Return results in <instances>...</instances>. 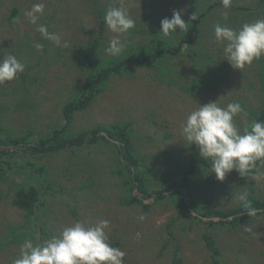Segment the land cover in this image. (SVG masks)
<instances>
[{"label": "rangeland", "instance_id": "374dc122", "mask_svg": "<svg viewBox=\"0 0 264 264\" xmlns=\"http://www.w3.org/2000/svg\"><path fill=\"white\" fill-rule=\"evenodd\" d=\"M102 1L109 4V8L127 9L135 20L133 29L145 28L151 20H158L153 24L161 27V20L171 18L173 10H182V19L187 23L190 16L195 15L198 4L207 7L213 1L220 3L203 29L207 38L190 45L205 64L225 75L215 88H198L195 93L187 89L194 58L191 52L185 51L168 60L178 75L174 81L170 79L169 85L158 78L154 68L133 66L130 75L112 78L88 109L74 115L71 124L73 134L96 125H129L141 169L150 171L152 185L159 187L165 183L162 178L172 181L174 177L168 174L181 170L173 165L180 158L187 159L191 152L189 147L200 153L198 146L186 142L181 134V125L190 112L209 102L217 101L220 107L239 102L243 111L234 117V123L243 133L249 122L248 112L262 106L264 90L260 71H264V55L243 69H235L226 60L225 44L213 36L218 24L238 31L245 23L264 19V15L248 18L236 9L249 6L255 0H231L228 8L221 0H194V8L190 0ZM34 4L44 6L37 24L45 25L50 33L60 36V46L46 40V49L36 48L37 44L42 45L43 37L36 30L37 25L30 23L25 15ZM94 7L91 0H0V59L11 53L25 65L24 72L16 79L0 84V106L7 107L1 109L0 114L3 113L2 124L8 133L21 135L33 129L46 134L61 125L62 107L76 96L84 79L80 54L99 28ZM14 8L18 13L11 19ZM126 34H119V39L127 45L125 49L145 44L149 38L147 33L134 31L131 40L126 41ZM117 36L105 25L101 60L112 56L105 49ZM28 64L35 66L34 70L27 71ZM23 101H28V105H23ZM77 151L81 159L75 168L72 165V170L69 168L71 152L42 160L50 172L56 198H48L52 201L47 202L39 222L50 230L51 236H59L76 221L96 225L108 220L109 225L104 229L108 243L125 252L124 264H170L175 243L181 264H212L215 252L222 264H264V216L252 217L249 223L234 230L227 226L207 228L203 223L186 218L175 203L154 204L147 212L138 205L123 206L120 199L127 193L115 173L121 171L116 154L103 142ZM254 170L248 180L233 170L222 181L210 170L202 171L194 180L199 185L200 204L226 211L240 203L241 193L263 197L264 176H257L264 173V161L257 163ZM66 193L71 197H65ZM12 195L8 183L0 184V238L7 235L9 226L25 225L26 235L30 237L34 226L30 229L24 221L25 214L10 204ZM170 222L175 239L162 249L161 238ZM206 237H211L210 245L206 244ZM21 245H0V264H12L21 253Z\"/></svg>", "mask_w": 264, "mask_h": 264}, {"label": "trees", "instance_id": "16d2710c", "mask_svg": "<svg viewBox=\"0 0 264 264\" xmlns=\"http://www.w3.org/2000/svg\"><path fill=\"white\" fill-rule=\"evenodd\" d=\"M91 1L95 3L94 12L99 19V28L92 42L80 54L79 63L84 72V79L78 88V92L75 93L76 96L63 105L60 114L61 125L51 129L46 134L36 133L33 129H28L24 134L13 135L5 130L1 118L3 113L0 114V184L8 183V191H13L10 204L25 214L24 221L28 223L30 229L34 226L30 231V237L26 235L28 230L26 225L9 226L7 235L0 238V245L8 246L9 243L19 245L27 239L38 244L52 237L50 230H46L45 226L39 222V217L44 215L41 214L42 211H45L47 202L51 200L48 198L54 196V184L48 167L42 160L62 152H71L69 168L72 170V165L75 168L81 159L77 149L96 146L101 142L106 143L110 151L116 154V161L121 165V171L115 172L121 179L122 186L127 193L120 199L121 205L126 207L138 205L144 212H147L154 204L175 203L177 208L186 214V218L203 223L207 228L227 226L235 230L249 223L252 217L247 216L241 203L226 211L208 209L202 203L200 204L199 185L194 183V180L199 177L202 171H208L210 165L207 160L200 157V153L194 148L189 147L191 152L187 159L176 160L173 166L181 167V170L178 169L176 172L172 171L171 175L168 174L169 177H174L173 180L168 181V179L162 178L161 181L165 183L156 187L151 183V172L141 169L140 162L135 155L133 135L129 125L120 123L96 125L76 134L71 133L74 115L88 109L95 99L104 92L112 78L130 75L133 66L145 69L154 68L158 78L169 85L170 79L172 78L174 81L178 75L168 60L178 57L185 51L186 53L191 52L194 58L193 72L190 76L186 74L188 76L187 89L195 93L198 88L202 90L215 88L225 75L216 72L210 68V65L205 64L201 56L190 48V45L206 37L203 29L208 18L213 15L220 3L212 0L213 2L207 7L198 4L195 15H191L187 22V30L181 32L180 29H177V33H172L173 36L170 35L172 37H165L160 34L161 27L154 26L158 20L149 21L150 23L145 28L131 29L126 34V41L131 40L134 31H141L149 35L147 42L136 48L125 49L118 56L101 60L99 54L105 30L103 17L109 9V4L102 0ZM190 3L194 8L195 1L190 0ZM236 9L248 18L253 15L261 17L264 15V0H255L249 6H238ZM17 13L18 10L14 8L10 18L13 19ZM213 38L215 39V36ZM42 46L46 49L47 42L44 38ZM28 65L27 71L34 70L35 66ZM260 74V81L264 90V71H260ZM22 104L28 105V101H23ZM3 108H7L6 105L0 106V111ZM248 115L249 122L246 127L253 119L264 121V99L262 106L250 110ZM261 162L257 161V163ZM254 172V169L251 170L243 176L244 179L248 180ZM89 183L92 184L91 181ZM66 195L71 197L68 193L65 194V197ZM54 198L56 197L54 196ZM248 200L257 209L256 216H264V196L248 195ZM34 219H37L36 223L33 222ZM172 225L170 222L166 226V232L161 238L162 249L175 239L171 235L170 227ZM210 239L211 237L205 238L207 245L211 244ZM175 248L170 264H181V259L177 256V243H175ZM212 264H222L218 259L217 252L213 255Z\"/></svg>", "mask_w": 264, "mask_h": 264}, {"label": "clouds", "instance_id": "9594fccd", "mask_svg": "<svg viewBox=\"0 0 264 264\" xmlns=\"http://www.w3.org/2000/svg\"><path fill=\"white\" fill-rule=\"evenodd\" d=\"M221 2L225 8L231 5V0ZM43 9V4H34L25 15L30 23L37 25L36 30L44 39L60 46V36L50 33L45 25L37 24ZM103 20L111 32L118 34L109 41L105 52L118 56L127 46L119 39V34L133 29L135 20L123 7H110ZM187 25L182 19V10H173L171 18L161 20L160 34L167 37L177 33V29L186 31ZM214 31L216 40L225 44L226 60L235 69H243L264 55V19L245 23L238 31L218 24ZM36 48L40 50L42 45L37 44ZM24 70L25 65L15 55L5 54L0 59V84L16 79ZM242 111L239 102L229 103L226 107L218 106L217 101L209 102L190 112L181 125L184 140L198 146L200 157L209 162V170L217 180L222 181L233 170L241 177L247 175L256 168L257 161H264V121L251 120L241 133L234 117ZM259 176L264 173H259L257 178ZM238 200L248 217L257 215V209L248 200L246 192L241 193ZM108 225V220L96 225L76 221L64 228L59 236H52L42 243L25 240L20 255L12 264H124L125 252L108 243L104 231Z\"/></svg>", "mask_w": 264, "mask_h": 264}]
</instances>
